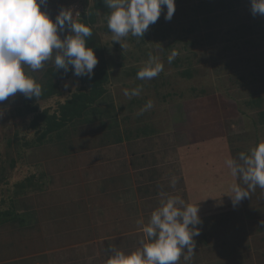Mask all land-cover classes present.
Listing matches in <instances>:
<instances>
[{
	"label": "crops",
	"instance_id": "crops-1",
	"mask_svg": "<svg viewBox=\"0 0 264 264\" xmlns=\"http://www.w3.org/2000/svg\"><path fill=\"white\" fill-rule=\"evenodd\" d=\"M78 2L47 0L41 10L54 20L61 8ZM65 34L60 33L61 39ZM51 67L48 62L41 70L25 71L39 82ZM156 79L139 84L141 95L129 99L123 90L137 85L118 68L117 105L106 112L104 96L103 102L31 147L9 139L19 129L14 126L3 138L2 122L8 114L12 122L22 120L10 113L23 95L0 103V163L11 156L8 174L0 171V210L6 211L0 220V264H106L112 247L126 254L136 251L143 239L138 222L146 224L159 207L161 190L199 205L202 224L190 264H264L260 250L245 242L242 250L233 249L236 227L240 238H249L254 196L251 192L235 207L228 196L231 185L241 183L225 165L227 158L237 157L234 140L240 135L229 136L224 130L223 104L210 105V95L173 91L177 83L165 67L163 79ZM75 81L66 80L73 82L69 89ZM48 98L40 100L41 110L52 113L57 104ZM148 100L153 108L137 115ZM96 107L103 117L85 122L82 117ZM33 148L36 152L26 166L38 168L41 179L35 172L21 175L28 169L21 161ZM172 176L178 179L175 189L169 187ZM28 179L35 182V190L15 195L19 185H31Z\"/></svg>",
	"mask_w": 264,
	"mask_h": 264
},
{
	"label": "clouds",
	"instance_id": "clouds-1",
	"mask_svg": "<svg viewBox=\"0 0 264 264\" xmlns=\"http://www.w3.org/2000/svg\"><path fill=\"white\" fill-rule=\"evenodd\" d=\"M110 10L107 27L112 42L121 47L122 38L129 35L143 38L149 26L155 24L162 12L170 21L175 13V0H103ZM47 0H0V103L17 93L34 99L42 95L41 85L25 69L37 71L51 62L55 72L69 71L76 77L91 79L98 59L87 38L92 29L76 22L71 8H61L53 20L41 10ZM82 10V8H81ZM253 16H264V0H250ZM60 33H67L61 39ZM173 49L167 56L169 64L179 55ZM164 70L159 57L149 54L144 66L137 71L139 80H151ZM67 86V84L65 85ZM142 87L124 89L129 99L140 96ZM152 100L145 102L137 115L152 109ZM0 115H3L0 112ZM225 165L232 177L241 183H233L228 195L235 207L250 197L257 187L264 189V142H258L247 153L229 157ZM178 179L170 177L169 187L175 189ZM241 184L244 186L242 187ZM159 207L153 210L146 224L141 223L143 239L136 251L125 253L115 247L106 264H190L196 248L194 237L200 235L199 205L186 202L179 195L164 190L158 193ZM147 241V242H145Z\"/></svg>",
	"mask_w": 264,
	"mask_h": 264
},
{
	"label": "rangeland",
	"instance_id": "rangeland-1",
	"mask_svg": "<svg viewBox=\"0 0 264 264\" xmlns=\"http://www.w3.org/2000/svg\"><path fill=\"white\" fill-rule=\"evenodd\" d=\"M91 2L92 0H89V3ZM198 2L199 0H175V13L172 19L166 21L162 12L160 18L157 20L158 22H164L163 24L166 27H171L174 30L173 35H170L168 40L172 42V48L180 53L176 58H181L184 61L187 57L190 68L195 72H193V77L186 79L180 75V72L188 67L187 61H181L179 64L180 66L174 67L167 62L166 58L162 59V55L157 57H159L161 61L165 60L163 63L165 71L170 75L171 81L177 83L172 86L173 91L178 90L180 92V90H182L186 92L184 94L191 96L194 91L193 89L202 88L206 91L207 95L215 96H208L209 104L211 102L210 105H214L215 102L219 103V106L221 103L223 104V109L221 108L220 111L224 110V130L228 131L229 136L240 135L237 142L234 140L236 152L233 151V153L238 156L240 152L247 153L258 142H264V125H260L258 122V110L246 107V102L251 99L252 94L257 93L264 98V16H253L251 14L250 0H235L232 2L233 7L227 11L215 13L216 18L209 16L210 21L207 25L199 21L196 23L193 32L188 34L184 33L187 37V42H194L193 45L187 42H174L176 34L182 29L189 27L193 14L192 8H194ZM72 6H78L80 9L82 0L67 8H71ZM96 14L98 20L96 27L101 28L104 26L107 17L99 16L100 13H98V11ZM243 26H245V29ZM100 34L102 42L108 44L107 48H109L110 53H115L113 52L114 46L112 43L114 42H112V33L109 32L105 34V36L102 32H100ZM186 43L188 45H186ZM121 44L126 45V42L121 40ZM119 45L118 43V46ZM183 45H186V47L184 48ZM173 49H171V51ZM171 51H169L168 54ZM68 74H72L71 71ZM67 79L68 78L53 80L51 85L55 90L52 93V88V90L43 89L42 96L45 98L42 100H49L47 95H51L53 98L50 99L56 102L63 99L62 101L64 102L68 93L69 95L73 93L69 91V88L73 87V82H66ZM64 83L67 84L66 89L68 90H66V93L63 92L62 89ZM79 84L80 81L76 80L74 82V88L75 85L79 86ZM47 92L51 93L47 94ZM104 96L108 97L105 101V106H107L106 112H109V109L113 108V105H117L118 84L111 83L108 91L101 96L102 99L97 100L96 104L98 101L103 102ZM37 102L39 104V111L37 112L39 113L42 106L40 100H37ZM241 111L244 113H241ZM99 112L100 111H98L96 107L94 112L87 113L88 115L85 118L82 117V119L88 122L92 119V116L103 117V113L101 112L100 114ZM14 113L13 111L10 115L14 116ZM7 116L9 117V114ZM8 117H5L6 120L2 122V131L4 132L3 138H6L7 133L11 135L12 126L19 128L22 135L27 133L23 122H12ZM7 128L9 129L6 131ZM64 132L66 131H60V134ZM34 141H37V137ZM40 143L41 141L37 144L35 143V145ZM35 152V148L27 152L21 163L23 162L25 166L28 165V159H30ZM21 153L22 152H20V155ZM10 158L11 156L8 154L5 160L0 163V171H3V174H8V169L11 165L9 162ZM26 167L28 169L25 170L24 168L25 172H21V175L35 172L38 175V179H41L38 168ZM13 178L17 179L16 177ZM33 184L35 185V182H33ZM252 194L254 196V205L252 204L254 210L251 213V220H258L253 228H259L261 224H264V189L257 187ZM252 236L253 235H251V238H248L249 242L252 241L251 244H255V246H252V249H258L257 247H260L258 250L262 251L261 249L264 248V241L259 242L258 239L253 241L254 239ZM263 261L264 260H262V262Z\"/></svg>",
	"mask_w": 264,
	"mask_h": 264
},
{
	"label": "trees",
	"instance_id": "trees-1",
	"mask_svg": "<svg viewBox=\"0 0 264 264\" xmlns=\"http://www.w3.org/2000/svg\"><path fill=\"white\" fill-rule=\"evenodd\" d=\"M233 1L235 0H199L198 4L192 8L193 14L189 27L178 32L174 38V42H187V37L184 35V33L188 34L193 32L196 23L199 21H202L205 25H207L210 21L209 16L216 18L215 13L225 10L227 11L233 7ZM81 8L82 11L75 18V20L76 22L83 23L92 29V36L87 38V44L88 47L93 49L94 54L98 59V63L93 70V75L91 79L87 77H76L73 74H68L70 71L67 74L63 73L62 69L55 72L54 66L46 70L42 80L38 82L41 85L42 90L53 89L51 91L53 93L55 88H52L51 84L53 80L58 78H74L80 81V84L79 86L75 85L73 90L69 89V91H72L73 93L71 95L68 94V96L64 99V102L62 101L63 99L56 102L57 105L53 107L52 113H48L46 110H40L39 113L37 112L39 111V104L37 100H42L45 98L42 95L34 99H28L24 96L21 97L19 103L15 108H13L12 111L15 112L14 118H22L21 122L24 123L27 133L22 135L18 129L15 130L12 138H9L10 140L14 141V144H21L20 147L22 144L25 147H31L35 145V143L37 144L50 133L59 130L71 119H75L83 115V113L88 110V108L96 104L97 100L102 99L101 96L104 95L106 91H108V88L113 82V78L116 80L112 84H118V68H121L123 73H125L128 77H132L135 80L134 82L137 86H139V84H146L144 82L150 83L152 80H139L136 78L137 71L145 64V61L142 63L137 62L142 59L147 61L150 53L154 56L162 55V59H167L168 52L173 49L172 42H170L168 39L170 35H173L174 30L171 27H166L163 24L164 22L157 21L155 24L149 26V29L144 34L143 38H136L132 37L131 35L126 38H122V40L126 42V49L121 48L120 45L118 46V42L112 43L114 46L113 52L115 53H110L109 48H107L108 44L106 42H102L100 34V32H102L105 36V34L110 32L107 27V23H105L107 22V19L104 22V26L101 28L96 27V23L98 21L96 12L98 11V13H100L99 16L107 17L110 10L105 6L103 0H92L91 3H89V0H82ZM243 27L245 29V26ZM187 43L190 45L194 44V42L191 41H188ZM187 43L186 45H188ZM186 45H183V47L185 48ZM125 59H129L130 61L126 62ZM131 60H135L137 62L133 61L131 63ZM162 61L164 63L165 60ZM181 61H187L188 67L181 71L180 75L186 79L192 78L195 72L192 70V68H190V63L187 57L184 61L181 58H175L170 65L178 67L180 66L179 64ZM131 64L132 66H130ZM159 77L163 79V72L159 74ZM154 81H157V79L154 78ZM193 90V96L207 95L206 91L202 88H195ZM49 93L47 92V94ZM50 96L51 95H47V97ZM246 107L250 109H257L258 122L260 125H264V98L259 96L257 93H254L252 94L251 99L246 102ZM241 113L244 112L241 111ZM36 137L37 141H34ZM25 182L31 183V185L25 187L23 184L24 182H22L21 184L23 185H19V189L16 187L19 192H15V195H21L23 193L35 190V185L33 184L34 181H32V179L25 180ZM2 202L3 201L0 203ZM4 216L6 217V211L0 210V220L3 219ZM257 221L258 220H251L250 227L248 228V233H246V235L249 236V238H251V235H253V241L258 239L259 242H261L264 241V224H261L259 228H253ZM228 232L232 233L231 231ZM239 235V228L236 227L235 243L233 248L235 251L242 250L241 244L244 242L245 246H248L251 249V246H255V244H251L252 241L249 242L248 238L243 239L240 238ZM261 250L260 258L264 259V248Z\"/></svg>",
	"mask_w": 264,
	"mask_h": 264
},
{
	"label": "built area",
	"instance_id": "built-area-1",
	"mask_svg": "<svg viewBox=\"0 0 264 264\" xmlns=\"http://www.w3.org/2000/svg\"><path fill=\"white\" fill-rule=\"evenodd\" d=\"M71 9H73V14H74V15H75L76 12H79V14H80V12L82 11L81 8H80V9L78 8V6H72ZM76 17H77V16H76ZM76 17H75V18H76Z\"/></svg>",
	"mask_w": 264,
	"mask_h": 264
}]
</instances>
